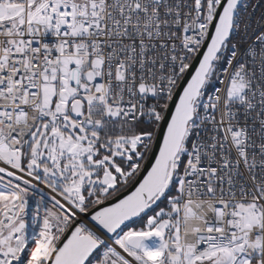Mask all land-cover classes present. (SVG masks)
<instances>
[{"label":"snow or ice","instance_id":"6c2138e0","mask_svg":"<svg viewBox=\"0 0 264 264\" xmlns=\"http://www.w3.org/2000/svg\"><path fill=\"white\" fill-rule=\"evenodd\" d=\"M0 264H264V0H0Z\"/></svg>","mask_w":264,"mask_h":264}]
</instances>
